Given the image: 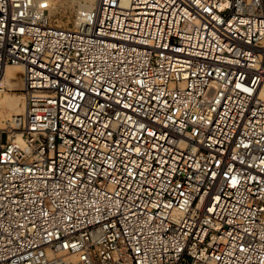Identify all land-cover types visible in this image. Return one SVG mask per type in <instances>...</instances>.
<instances>
[{"label":"built area","instance_id":"built-area-1","mask_svg":"<svg viewBox=\"0 0 264 264\" xmlns=\"http://www.w3.org/2000/svg\"><path fill=\"white\" fill-rule=\"evenodd\" d=\"M0 0V264H264V0Z\"/></svg>","mask_w":264,"mask_h":264},{"label":"bare ground","instance_id":"bare-ground-1","mask_svg":"<svg viewBox=\"0 0 264 264\" xmlns=\"http://www.w3.org/2000/svg\"><path fill=\"white\" fill-rule=\"evenodd\" d=\"M42 1L47 2L50 8L52 9V11H53V6L57 4L55 2L56 1L60 2V0H42ZM88 1H89V5L87 6L84 5L85 8H83V11L89 10L93 6L96 0H88ZM21 73H22L21 66L8 65L6 66L0 77V110H1L0 128L2 127V125H4L2 124V120L7 121L11 117V114H21L24 112V107H25L24 98H22L21 96L4 94L5 89L9 87L20 85V87L22 86L23 88V82L20 76ZM3 135L5 136V139H3ZM6 140L7 137L5 132L0 131V145L2 143H5Z\"/></svg>","mask_w":264,"mask_h":264},{"label":"rangeland","instance_id":"rangeland-1","mask_svg":"<svg viewBox=\"0 0 264 264\" xmlns=\"http://www.w3.org/2000/svg\"><path fill=\"white\" fill-rule=\"evenodd\" d=\"M55 3L57 4L53 6V11L50 8L51 12L49 11V16L55 26L65 28L72 27L76 21L77 15L83 10V8H85V6L89 5L88 0H60V2L56 1ZM21 88L22 86L20 87V85L6 88L4 94L21 96L23 98V95L20 92ZM13 115L16 114H11V116ZM2 124L4 125L0 128V131L4 132L6 120H2Z\"/></svg>","mask_w":264,"mask_h":264},{"label":"water","instance_id":"water-1","mask_svg":"<svg viewBox=\"0 0 264 264\" xmlns=\"http://www.w3.org/2000/svg\"><path fill=\"white\" fill-rule=\"evenodd\" d=\"M3 139H5V136L3 135Z\"/></svg>","mask_w":264,"mask_h":264}]
</instances>
